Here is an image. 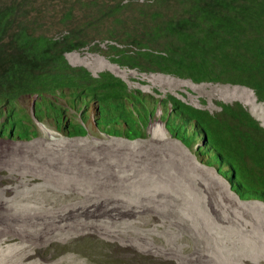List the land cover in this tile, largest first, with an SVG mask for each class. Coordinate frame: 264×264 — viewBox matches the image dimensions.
<instances>
[{
    "label": "trees",
    "instance_id": "trees-1",
    "mask_svg": "<svg viewBox=\"0 0 264 264\" xmlns=\"http://www.w3.org/2000/svg\"><path fill=\"white\" fill-rule=\"evenodd\" d=\"M87 49L141 74L249 88L264 104V0H0L1 137L30 141L49 121L85 137L93 115L100 132L137 140L161 111L241 200L264 202V124L243 101L217 100L221 109L212 112L185 93L135 88L111 71L95 76L69 58ZM23 97L33 100L35 115L21 106ZM62 100L82 102V115L74 110L81 123Z\"/></svg>",
    "mask_w": 264,
    "mask_h": 264
},
{
    "label": "rangeland",
    "instance_id": "rangeland-1",
    "mask_svg": "<svg viewBox=\"0 0 264 264\" xmlns=\"http://www.w3.org/2000/svg\"><path fill=\"white\" fill-rule=\"evenodd\" d=\"M69 58L95 76L111 71L135 88L185 93L212 112L217 100H241L264 124L251 89L141 74L89 49ZM32 102L23 97L21 106L32 113ZM62 103L81 123L82 102ZM160 116L137 140L100 132L93 115L85 137L67 136L54 121L39 122L42 134L30 141L0 136V264H264V202L241 201L195 142Z\"/></svg>",
    "mask_w": 264,
    "mask_h": 264
},
{
    "label": "bare ground",
    "instance_id": "bare-ground-1",
    "mask_svg": "<svg viewBox=\"0 0 264 264\" xmlns=\"http://www.w3.org/2000/svg\"><path fill=\"white\" fill-rule=\"evenodd\" d=\"M249 89V88H248ZM21 107V106H20ZM32 113H33V115H35V106L33 105L32 106ZM42 128V127H41ZM8 134V133H7ZM10 135V134H9ZM14 136V135H13ZM74 138V137H73ZM11 139V138H10ZM186 150H188L189 151V149H188V147H186L185 148ZM143 171V170H142ZM245 200V199H244ZM250 201V200H249ZM254 201H256V200H254Z\"/></svg>",
    "mask_w": 264,
    "mask_h": 264
}]
</instances>
